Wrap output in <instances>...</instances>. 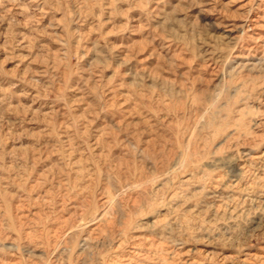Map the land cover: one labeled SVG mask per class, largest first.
Instances as JSON below:
<instances>
[{
  "label": "rangeland",
  "instance_id": "obj_1",
  "mask_svg": "<svg viewBox=\"0 0 264 264\" xmlns=\"http://www.w3.org/2000/svg\"><path fill=\"white\" fill-rule=\"evenodd\" d=\"M0 264H264V0H0Z\"/></svg>",
  "mask_w": 264,
  "mask_h": 264
}]
</instances>
